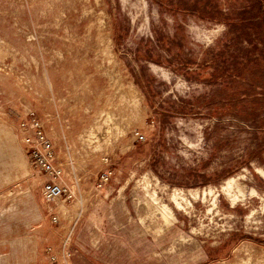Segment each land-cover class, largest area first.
Wrapping results in <instances>:
<instances>
[{"label": "rangeland", "instance_id": "rangeland-1", "mask_svg": "<svg viewBox=\"0 0 264 264\" xmlns=\"http://www.w3.org/2000/svg\"><path fill=\"white\" fill-rule=\"evenodd\" d=\"M0 264H264V0H0Z\"/></svg>", "mask_w": 264, "mask_h": 264}, {"label": "built area", "instance_id": "built-area-1", "mask_svg": "<svg viewBox=\"0 0 264 264\" xmlns=\"http://www.w3.org/2000/svg\"><path fill=\"white\" fill-rule=\"evenodd\" d=\"M36 137L42 143V147L39 151H31L30 165L39 178L38 186L40 188V193L44 198L51 201L59 199L62 195V189L56 179L61 173V170L53 163L54 158L51 145L44 141L42 132L38 131Z\"/></svg>", "mask_w": 264, "mask_h": 264}]
</instances>
